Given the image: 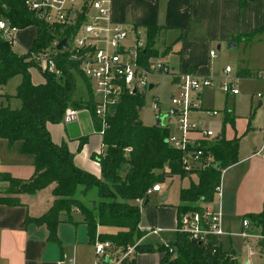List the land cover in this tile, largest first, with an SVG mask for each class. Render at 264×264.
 Returning <instances> with one entry per match:
<instances>
[{"label": "trees", "instance_id": "1", "mask_svg": "<svg viewBox=\"0 0 264 264\" xmlns=\"http://www.w3.org/2000/svg\"><path fill=\"white\" fill-rule=\"evenodd\" d=\"M246 1L241 0V5ZM0 16L19 28L31 24L36 26V35L28 51L18 53L0 37V88L13 76H21L15 94H0L7 102L0 103V140L5 139L9 144L19 142L20 152L33 157V172L29 177L0 172V179L7 182L0 191V203L20 204V194H32L53 184V199L49 207L40 215L27 216L26 220L45 223L50 239H57L56 227L60 221L80 220L86 224L91 242L98 237L111 240L115 246L125 247L144 233L138 227V200L147 198V188L162 181L165 174H196L195 180L180 188L177 212L198 208L201 201L213 198L222 169L237 161L238 138H215L207 147L215 159L214 163L184 170L180 162L181 151L171 148L165 141L168 128L155 123L146 125L140 120L143 93L125 91L115 104L107 108L102 119L95 115L89 80L78 63L68 58L66 51L58 50L56 54L59 75L35 64L30 52L43 51L56 37L68 38L71 27H52L38 20L25 6V0H0ZM58 28L65 29L59 31ZM156 33L155 27H146V45L140 56L143 63L148 57L158 56L152 52ZM33 66L39 69L43 78L41 82L32 81L30 68ZM75 71L85 77L89 91L87 100L75 98ZM12 98L19 99L17 107L12 108L8 104ZM68 107L87 109L91 114L95 130L101 136L102 150L97 155L91 154L98 162L99 174L77 165L65 141L56 143L51 138L46 123L61 122ZM225 121H233L229 112L225 113ZM83 144L84 141L79 140L78 150ZM163 166L165 170H161ZM92 186L96 187L97 197L87 202L82 195ZM244 216L250 220L252 229L264 234V208L246 212ZM99 226L103 228L98 229ZM166 242L154 245L141 241L136 245V251H159L161 255L157 264H239L235 250L223 248L215 237L198 241L176 232V236Z\"/></svg>", "mask_w": 264, "mask_h": 264}, {"label": "built area", "instance_id": "2", "mask_svg": "<svg viewBox=\"0 0 264 264\" xmlns=\"http://www.w3.org/2000/svg\"><path fill=\"white\" fill-rule=\"evenodd\" d=\"M25 6L38 20L49 26L71 27L64 51L68 53L70 60L78 63L81 72L89 80L97 117L103 119L107 108L115 104L125 91L135 90L134 92L145 94L149 91L151 75L170 71L161 58L148 57L145 63L141 61V51L145 48L146 39L141 38L134 27L113 20L112 0H25ZM18 30V26L0 16V37L11 46L17 43ZM59 40V37L52 39L43 51L30 52L38 67L56 75L61 73L56 65V45ZM24 51H28V48ZM209 56L214 58L216 52L210 50ZM231 72L232 68L227 65L222 70V76L213 73L201 75L195 70L172 73L174 90L168 110L160 112L157 98L152 104L153 110L158 112L157 117L165 116L163 125L169 130L165 141L171 148L181 151L180 162L186 171L209 166L215 161L207 147L214 141L216 133L205 127L204 120L193 119L191 115L199 112L207 117H215L220 113L218 109L203 106V89L212 86L215 78H220L219 88L224 94H239ZM256 74L264 79V66ZM257 96L264 103V93H258ZM78 112V109L68 107L63 120L71 122ZM261 129L264 133V124ZM102 132L103 129L100 133ZM256 153L264 157V137ZM160 189V182L157 181L146 192ZM216 195L219 199L216 205L212 204V198L201 201L198 208L178 211L174 231L185 233L198 241H206L211 237L219 239L223 235H239L246 243L253 239L256 244L254 246H260L259 242L264 240V234L252 229L246 216L242 219L241 231L232 232L223 228L220 181L215 186L213 197ZM138 227L140 228L139 225ZM150 229L149 232L155 233L159 228ZM140 238L120 248H115V244L109 239L96 238L93 242L94 264H104L106 257L107 264H132V256L137 252L136 245ZM166 241L162 242L167 244ZM255 247H248L249 255L258 252Z\"/></svg>", "mask_w": 264, "mask_h": 264}, {"label": "crops", "instance_id": "3", "mask_svg": "<svg viewBox=\"0 0 264 264\" xmlns=\"http://www.w3.org/2000/svg\"><path fill=\"white\" fill-rule=\"evenodd\" d=\"M240 1L112 0V17L117 22L134 27L137 32L139 29L142 30L145 36L147 26L155 27L157 29V36L165 32H178V39L182 43L181 63L178 69L174 70L172 68V73L195 70L201 75L208 73L214 74L210 66H208L210 60L213 59L209 56V51L212 49H209L207 53V47L213 43H217L216 47L219 46L217 48L218 50L221 47V41L235 44L241 41L250 46L260 44L264 49V0H248L243 5H241ZM155 44L156 41L154 42V49L158 53V57L168 64L170 59L165 56V53L170 47H166L164 49L165 52L162 53L156 49ZM26 48L24 47V49ZM201 50L203 53H201ZM248 64L249 60H247L246 66L238 69L239 76H249L252 73ZM262 67L263 64H259L256 70L259 71ZM30 71L33 82L38 83L43 80L40 77L38 79L33 78L35 77L33 75L34 72L32 70ZM151 83L154 84L153 88H155L156 83ZM3 87L0 88V94L4 92ZM0 98L3 99L1 96ZM259 105H261L264 111V103L261 100ZM227 112L232 116L230 111ZM225 113L223 115L224 117ZM218 115L215 117H207L203 113L194 112L191 117L193 119H202L204 120V124H209ZM72 124L73 126L68 129L67 126ZM63 126L66 129L65 136H61V140H54L51 137L52 140L56 143L65 141L68 149L74 154V162L77 165L95 174H99L98 162L91 158V154L102 150L101 136L100 134L93 133L95 127L90 112L84 109L79 110L76 118L68 123V125ZM218 134H222V137L226 139L233 138L232 135H229L227 126L225 124L223 125V123L221 130L216 133L215 138ZM79 140L84 141L82 150H78ZM83 150L87 155V159H78L77 157H79L80 151ZM256 155H259L264 160L262 155L258 153ZM251 156L253 155L244 156L240 160ZM238 161L239 159L234 163ZM179 177L187 179L189 184L191 180L196 179V174L190 173L184 176L179 175ZM247 183L248 178L244 176L239 177L235 181L233 190L230 192L231 195L225 205V212L228 215L241 214L243 219L244 213L260 211L264 208V193L261 189L254 191L255 194L253 193L250 196L252 192L250 189L255 187L254 180H252V185L240 196L239 189L241 187L244 188ZM52 185L49 184L45 187L52 188ZM41 189L32 194H20L22 201L20 204L7 205L0 203V264H93L95 257L93 242L88 239L87 227L84 222L80 220L77 222L62 220L56 227L57 239H50L48 238V227L45 223H37L31 219L26 220L27 216L40 215L52 202V193L49 202L45 206H40L31 199L32 195ZM160 191L161 189L154 192ZM166 196V191L160 194L161 199ZM150 200L148 198L146 204L143 203L144 199L138 200L140 204V220L138 225L141 230H144L140 242H144L152 234L158 235L161 242L165 240L161 238V233L174 231L177 207H170L168 203L155 201L156 199L153 202ZM223 223L226 228H231L230 219L225 218ZM152 227H158L159 229L155 233L149 232ZM223 236L231 238V235ZM223 236L219 238L221 243ZM260 246L264 248V243L261 244L260 242ZM231 248L233 247L231 246ZM148 254L153 256L154 259L149 260L147 258ZM235 255L238 262L243 263L245 260H248L250 264H253L251 257L243 258L240 256V252L236 250ZM104 260V264H107L108 260ZM158 260V251L138 252L134 260H132V264H155Z\"/></svg>", "mask_w": 264, "mask_h": 264}, {"label": "rangeland", "instance_id": "4", "mask_svg": "<svg viewBox=\"0 0 264 264\" xmlns=\"http://www.w3.org/2000/svg\"><path fill=\"white\" fill-rule=\"evenodd\" d=\"M60 28V27H59ZM59 31H63V29H59ZM58 31V32H59ZM138 34L144 40L146 36L142 30H138ZM36 35V26L31 24L24 28H19L16 33L17 43H15L12 48L16 52H23L24 47H30L33 38ZM178 32H165L160 36L154 37V42L156 41V49L160 52L164 53V49L166 47H170L168 51L165 53L170 60L168 62V66L171 70L168 73L160 74L155 73L149 77L150 82L156 83V87L150 89L144 94L143 105L139 111L140 120L146 125H153L155 119L157 118L158 112L153 110L152 104L157 98L159 105L161 107L160 112L165 113L168 110L170 105V97L174 90L173 83V75L172 68L174 70L178 69L181 63V41L178 39ZM221 47L217 49V43L212 44L207 47V53L209 49H213L216 52L215 58L210 60L208 66L214 74L218 76H222V70L225 66H230L232 68V72L230 73L231 77L235 78L236 88L239 91V94L236 96H230L224 94L220 88V78H215V82L212 86L206 87L203 89V106L208 109H218L220 110V114L213 119L209 124H205V127L210 128L217 133L221 130V125L225 124L227 126V130L229 135L239 139V150L237 153L238 162L230 165L229 167H225L221 172L220 183H221V211H222V225L226 231L239 232L242 230L241 222L242 215H228L225 212V205L228 201L230 192L233 190V186L235 181L241 177H247L248 183L246 186L241 187L239 189L240 196L245 193L247 188L252 185V180L255 181V187L250 189L251 195H253L254 191L261 189L264 193V160L260 158L259 155H256V151L259 149L263 142L264 133L263 130H260L264 124V111L262 110L261 105H259L260 98L257 96L258 93H264V79L260 78L256 74V68L259 64H263L264 66V49L260 44H253L250 46L249 44H245L241 41L237 42L234 47H229V42H220ZM259 43V42H256ZM152 52L156 53L154 49V43L152 46ZM201 53L203 51L201 50ZM197 54V52H196ZM152 58H159L158 56H151ZM247 60H249V68H251V74L249 76H239L238 69L242 66H246ZM263 68V67H262ZM35 75V79L39 77L42 78L39 69L36 66L30 68ZM217 72V73H216ZM75 98L87 100L89 97V91L87 89V84L85 77L81 75L78 71H75ZM43 79V78H42ZM21 80L20 75H15L9 79V81L3 87V91L8 94H15L17 85ZM0 102H7L4 99L0 98ZM12 108L17 107L19 105V99L12 98L8 103ZM230 111L232 113L233 121H225L224 122V112ZM70 122H65L64 120L61 123H50L47 122L46 126L51 132V137L54 140H61V136L65 134L66 129L63 125H68ZM73 126H67L69 127ZM93 133H97V130L94 129ZM65 136V135H64ZM82 150V149H81ZM76 152V151H74ZM79 153V152H78ZM77 153V154H78ZM96 155L100 152H95ZM76 154V155H77ZM253 155L249 158L242 159L244 156ZM95 156L91 157L94 159ZM78 159H87L86 153L80 151ZM32 155L23 154L19 150V142H13L9 144L5 139L0 140V172H8L12 176L18 177H29L33 172V164H32ZM95 160V159H94ZM165 166L161 168V170H165ZM188 180L185 178L179 177L178 174H165L164 179L160 181L161 191L160 192H150L148 193V198L150 201L165 202L168 203L170 207H177L180 198V188L181 186H186L188 184ZM7 182L0 179V191ZM239 185V184H238ZM166 191L167 196L163 199L160 198V194ZM255 194V193H254ZM83 199L87 202L95 199L97 197L96 187L92 186L85 195H82ZM51 197V188L45 187L41 189L37 193L33 194L31 199L35 201L36 204L40 206H45L49 202V198ZM254 199V198H253ZM218 196L213 197L212 204L218 203ZM78 214V213H77ZM177 217V216H176ZM228 218L231 220V228L228 229L225 227L223 220ZM103 227H98V229H102ZM163 239H172L176 236L175 231H166L161 233ZM98 238V237H96ZM99 239V238H98ZM145 241L151 242L154 245L160 242L159 236L156 234H152L148 236ZM261 244L264 241H260ZM259 242V243H260ZM255 241L251 239L250 243H246L243 238L239 235H231V238L228 236H223L222 238V246L223 248L231 249V246L237 252H240V256L243 258H252L253 264H264V248L258 246L257 248L254 246ZM255 247L258 252L254 255L248 254V247ZM121 246H115V248H120ZM94 248V244H93ZM157 251V250H155ZM150 252V251H148ZM136 252L132 256V260L136 257ZM159 253V258L161 253ZM154 254V253H153ZM95 256V252H94ZM95 258V257H94ZM147 258L154 259L153 256L148 254ZM94 261V260H93ZM159 261V260H158ZM93 263V262H92ZM158 263V262H157ZM155 263V264H157ZM94 264V263H93ZM239 264H243L239 262Z\"/></svg>", "mask_w": 264, "mask_h": 264}, {"label": "water", "instance_id": "5", "mask_svg": "<svg viewBox=\"0 0 264 264\" xmlns=\"http://www.w3.org/2000/svg\"><path fill=\"white\" fill-rule=\"evenodd\" d=\"M66 37H63V38H61L59 41H58V43H57V45H56V48L58 49V50H64L65 48H66ZM235 46V43H229V47H234ZM217 48H219V46L217 47ZM154 87V84L153 83H149V85H148V90H150V89H152ZM135 90H133V92H134ZM164 115H160L159 117H157V119H156V121L154 122L156 125H163V120H164ZM216 138L217 139H221L222 138V134H218L217 136H216ZM216 164V163H215ZM217 165V164H216ZM148 201V198H145L144 199V204H146V202ZM105 259H107L108 260V257H106ZM104 262H105V260H104ZM243 264H250L249 263V261L248 260H245L244 262H243Z\"/></svg>", "mask_w": 264, "mask_h": 264}]
</instances>
